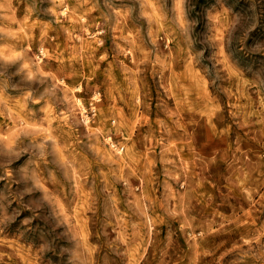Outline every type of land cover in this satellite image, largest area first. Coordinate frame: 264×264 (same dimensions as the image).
Instances as JSON below:
<instances>
[{"label":"rangeland","instance_id":"374dc122","mask_svg":"<svg viewBox=\"0 0 264 264\" xmlns=\"http://www.w3.org/2000/svg\"><path fill=\"white\" fill-rule=\"evenodd\" d=\"M0 264H264V0H0Z\"/></svg>","mask_w":264,"mask_h":264},{"label":"bare ground","instance_id":"6f19581e","mask_svg":"<svg viewBox=\"0 0 264 264\" xmlns=\"http://www.w3.org/2000/svg\"><path fill=\"white\" fill-rule=\"evenodd\" d=\"M64 9V8H63ZM66 10V9H65ZM40 50H42V49H40ZM41 53H43V52H41ZM28 66V65H27ZM38 67V66H37ZM29 69V68H28ZM38 69H40V68H38ZM79 100V99H78ZM79 105V104H78ZM84 116V115H83ZM86 120V119H85ZM104 139H106V138H104ZM118 151V150H117Z\"/></svg>","mask_w":264,"mask_h":264}]
</instances>
